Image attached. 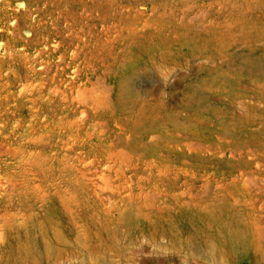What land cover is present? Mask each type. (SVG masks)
Segmentation results:
<instances>
[{"label":"rangeland","instance_id":"374dc122","mask_svg":"<svg viewBox=\"0 0 264 264\" xmlns=\"http://www.w3.org/2000/svg\"><path fill=\"white\" fill-rule=\"evenodd\" d=\"M0 264H264V0H0Z\"/></svg>","mask_w":264,"mask_h":264},{"label":"bare ground","instance_id":"6f19581e","mask_svg":"<svg viewBox=\"0 0 264 264\" xmlns=\"http://www.w3.org/2000/svg\"><path fill=\"white\" fill-rule=\"evenodd\" d=\"M227 225V224H226ZM229 225V224H228ZM231 226V225H230ZM229 226V227H230ZM230 237L234 240V241H236V242H238L239 241V239H240V233H238V232H232V235L230 234Z\"/></svg>","mask_w":264,"mask_h":264}]
</instances>
